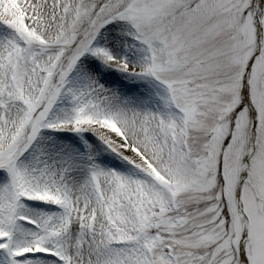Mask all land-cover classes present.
Instances as JSON below:
<instances>
[{"label": "snow or ice", "instance_id": "6c2138e0", "mask_svg": "<svg viewBox=\"0 0 264 264\" xmlns=\"http://www.w3.org/2000/svg\"><path fill=\"white\" fill-rule=\"evenodd\" d=\"M0 264H264V0H0Z\"/></svg>", "mask_w": 264, "mask_h": 264}]
</instances>
